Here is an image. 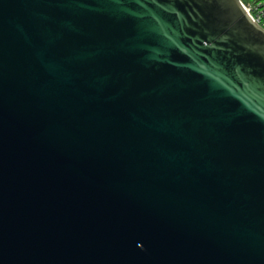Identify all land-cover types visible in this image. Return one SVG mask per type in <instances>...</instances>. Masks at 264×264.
I'll return each instance as SVG.
<instances>
[{
	"label": "water",
	"instance_id": "95a60500",
	"mask_svg": "<svg viewBox=\"0 0 264 264\" xmlns=\"http://www.w3.org/2000/svg\"><path fill=\"white\" fill-rule=\"evenodd\" d=\"M0 264H264L239 0H0Z\"/></svg>",
	"mask_w": 264,
	"mask_h": 264
},
{
	"label": "built area",
	"instance_id": "2783aa9c",
	"mask_svg": "<svg viewBox=\"0 0 264 264\" xmlns=\"http://www.w3.org/2000/svg\"><path fill=\"white\" fill-rule=\"evenodd\" d=\"M252 22L264 28V0H239Z\"/></svg>",
	"mask_w": 264,
	"mask_h": 264
}]
</instances>
